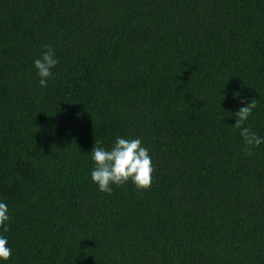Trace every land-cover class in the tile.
Masks as SVG:
<instances>
[{
    "label": "trees",
    "instance_id": "obj_1",
    "mask_svg": "<svg viewBox=\"0 0 264 264\" xmlns=\"http://www.w3.org/2000/svg\"><path fill=\"white\" fill-rule=\"evenodd\" d=\"M51 45L40 88L33 60ZM264 0H0L4 264H264ZM139 137L149 188L90 151Z\"/></svg>",
    "mask_w": 264,
    "mask_h": 264
},
{
    "label": "clouds",
    "instance_id": "obj_2",
    "mask_svg": "<svg viewBox=\"0 0 264 264\" xmlns=\"http://www.w3.org/2000/svg\"><path fill=\"white\" fill-rule=\"evenodd\" d=\"M44 51L33 60L40 88H46L56 73L53 69L58 65L59 58L51 45H44ZM242 105L234 113V126L239 129V134L245 145L244 152L248 156L254 155V149L264 144V136L258 135L249 127L244 126L249 119L256 102ZM90 160L93 168L90 172L91 181L100 192L111 193L113 185L121 186L131 182L137 189L149 188L152 183L154 166L149 149L145 147L139 137L130 138L117 136L109 147L96 142L90 151ZM11 216L6 201L0 199V264L8 261L12 255V248L8 244V237L3 233L9 231Z\"/></svg>",
    "mask_w": 264,
    "mask_h": 264
}]
</instances>
